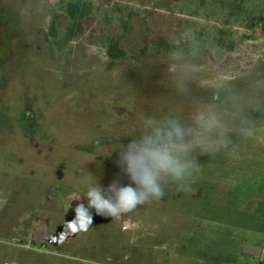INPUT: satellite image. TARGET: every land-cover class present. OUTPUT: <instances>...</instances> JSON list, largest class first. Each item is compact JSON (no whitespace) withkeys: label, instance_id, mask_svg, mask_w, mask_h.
Masks as SVG:
<instances>
[{"label":"rangeland","instance_id":"obj_1","mask_svg":"<svg viewBox=\"0 0 264 264\" xmlns=\"http://www.w3.org/2000/svg\"><path fill=\"white\" fill-rule=\"evenodd\" d=\"M75 1L89 13L67 40ZM263 14L264 0H0V264H264ZM169 117L200 165L187 189L69 230L87 181L128 183L122 144Z\"/></svg>","mask_w":264,"mask_h":264},{"label":"clouds","instance_id":"obj_2","mask_svg":"<svg viewBox=\"0 0 264 264\" xmlns=\"http://www.w3.org/2000/svg\"><path fill=\"white\" fill-rule=\"evenodd\" d=\"M202 123L206 130L215 127L212 117ZM184 136L185 130L175 118L145 120L143 131L137 136H129L131 139L119 149L117 167L129 182L121 183L116 178L102 186L98 179L88 180L84 195L87 204L75 206V216L66 227L74 232L77 226L85 228V224L93 222V212L116 217L137 205L158 200L165 195L168 184L175 183L186 190L188 181L199 171L200 165L186 159L188 149Z\"/></svg>","mask_w":264,"mask_h":264},{"label":"trees","instance_id":"obj_3","mask_svg":"<svg viewBox=\"0 0 264 264\" xmlns=\"http://www.w3.org/2000/svg\"><path fill=\"white\" fill-rule=\"evenodd\" d=\"M86 9H88V6L85 1H75L67 4V18L69 20L65 31L67 40L72 39L83 31V25L86 21L87 13H89ZM259 21L262 23L264 31V14L259 17ZM49 27L50 35L54 36L56 33L54 23H51ZM106 51L108 57L113 60L122 58L125 55L124 49L120 46L119 38H109Z\"/></svg>","mask_w":264,"mask_h":264},{"label":"water","instance_id":"obj_4","mask_svg":"<svg viewBox=\"0 0 264 264\" xmlns=\"http://www.w3.org/2000/svg\"><path fill=\"white\" fill-rule=\"evenodd\" d=\"M245 249L248 250L249 252L254 253V254H256L257 251L259 250L258 247L254 246V245H250V244H246Z\"/></svg>","mask_w":264,"mask_h":264}]
</instances>
